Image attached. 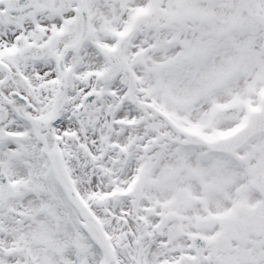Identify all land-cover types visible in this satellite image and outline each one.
I'll list each match as a JSON object with an SVG mask.
<instances>
[{"label": "snow or ice", "instance_id": "snow-or-ice-1", "mask_svg": "<svg viewBox=\"0 0 264 264\" xmlns=\"http://www.w3.org/2000/svg\"><path fill=\"white\" fill-rule=\"evenodd\" d=\"M0 264H264V0H0Z\"/></svg>", "mask_w": 264, "mask_h": 264}]
</instances>
